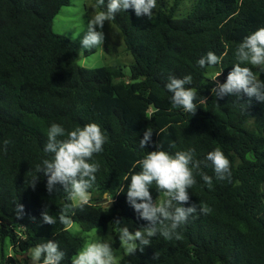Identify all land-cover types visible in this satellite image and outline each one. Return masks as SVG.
<instances>
[{
	"label": "trees",
	"instance_id": "obj_1",
	"mask_svg": "<svg viewBox=\"0 0 264 264\" xmlns=\"http://www.w3.org/2000/svg\"><path fill=\"white\" fill-rule=\"evenodd\" d=\"M71 1L0 0V240L8 238L14 252L5 256L2 250L0 264H27L26 252L47 240L58 242L62 264H71L84 239L59 222L65 205L70 223L85 231L112 223L117 246L124 218L146 227L127 201L124 177L157 145L170 153L193 148L200 161L219 148L232 178L217 181L201 163L189 204H202L207 214L190 216L178 238L153 237L119 264H264V103L246 95L221 99L211 91L237 62L234 51L243 38L264 27V0H193L183 16L176 15L181 0H174L157 7L151 19L131 8L118 13L112 22L133 57L127 80L120 67L82 66L77 42L53 30L54 18ZM209 51L221 63L202 69L197 61ZM212 68L221 72L219 82L207 76ZM252 71L264 80L258 67ZM188 74L199 107L193 116L172 108L164 87L170 76ZM53 122L67 130L94 122L107 137L104 151L94 156L100 169L83 208L72 207L60 185L49 193L47 178L36 172ZM147 128L152 140L141 150ZM200 173L212 177L211 188ZM150 192L153 200L163 198L155 185ZM45 210L57 218L55 225L43 222Z\"/></svg>",
	"mask_w": 264,
	"mask_h": 264
},
{
	"label": "clouds",
	"instance_id": "obj_2",
	"mask_svg": "<svg viewBox=\"0 0 264 264\" xmlns=\"http://www.w3.org/2000/svg\"><path fill=\"white\" fill-rule=\"evenodd\" d=\"M158 0H96L92 5V14L87 19L83 36L80 39L82 52L92 53L104 47L105 21H112L118 13L133 9L137 17L147 16L149 19L157 8ZM237 61L228 73L223 83H217L211 89L213 96L223 98L228 95L255 98L264 103V80L258 79L253 67L264 72V27L258 28L245 36L234 51ZM222 57L209 51L197 61L200 68L214 67L221 63ZM221 74L218 73L212 78ZM191 74L182 78L170 76L164 85L170 94L169 102L172 108L181 109L193 116L199 108L196 92L189 87L192 84ZM163 129H161V132ZM160 134V133H158ZM47 141L43 146V158L36 166L37 174L43 173L47 178L46 187L49 193L60 185L65 199L72 202V207L83 208L89 204V190L92 189L96 174L100 169L99 162L94 156L104 151L107 137L97 123H86L67 130L62 124L51 123L48 127ZM153 131L147 128L143 138L139 140V148L147 149L151 142ZM8 141H4L3 150H7ZM201 163L213 169L217 181H231L232 171L229 159L223 151L216 148L209 151L203 161L195 159V149L178 150L174 153L163 150L157 145V150L147 151L140 159L132 164L133 171L124 177L128 181L126 198L129 205L139 218L147 221V226L136 231L120 227L119 241L122 254L135 255L137 250L143 251L151 244L153 237L171 239L177 235V230L184 225L190 216L197 213L207 214L209 209L202 204L191 203L189 190L196 184L194 170ZM139 169L136 171V169ZM204 184L212 187V177L200 173ZM37 175L30 185L35 186ZM155 185L163 198L153 200L150 189ZM125 186L118 191L124 192ZM188 205V206H185ZM24 206L18 204L16 213L23 214ZM69 205L60 210L59 222L69 225L66 213ZM44 223L55 225L57 218L42 213ZM119 223V221H117ZM116 222V223H117ZM31 264H62L65 252L58 242L47 240L35 245L28 253ZM71 264H118V255L109 240L96 238L86 242L82 250L77 251L71 259Z\"/></svg>",
	"mask_w": 264,
	"mask_h": 264
},
{
	"label": "rangeland",
	"instance_id": "obj_3",
	"mask_svg": "<svg viewBox=\"0 0 264 264\" xmlns=\"http://www.w3.org/2000/svg\"><path fill=\"white\" fill-rule=\"evenodd\" d=\"M174 0H158L157 7L164 8L170 6ZM193 0H181L180 5L177 10V16L186 15L190 9ZM95 0H72L67 6H63L60 12L56 15L53 21V30L57 33L64 34L71 37L77 42V51L79 55V63L82 66L88 68H96L101 66H116L120 67L125 73V79L131 75L130 64L133 61L132 55L127 51L124 42L123 34L116 24L112 21H105L103 31L105 33V44L104 47L93 50L92 53L87 51L82 52L80 46V39L83 36V30L85 28L87 19L92 14V5ZM219 73L218 70L212 68L207 76L211 79ZM219 76L216 78V82H219ZM107 195H104L106 197ZM90 198V194H89ZM161 199V197H160ZM121 227H127L130 231H136L144 228L145 226L137 224L131 218H124ZM70 232L74 235L80 236L84 239V244L86 242H91L96 238H104L109 240L112 244L114 250H116L118 255V264L122 257V249L120 245H116V228L112 223H109L106 227L100 226L95 227L90 231L83 230L78 223H70L68 225ZM83 244V246H84ZM82 246V248H83ZM34 247V246H33ZM31 247L30 249H32ZM82 248L80 250H82ZM29 249V250H30ZM3 250L5 256L14 255L11 248V242L7 238L2 243L0 240V260L1 251ZM26 252V262L31 264V258Z\"/></svg>",
	"mask_w": 264,
	"mask_h": 264
},
{
	"label": "water",
	"instance_id": "obj_4",
	"mask_svg": "<svg viewBox=\"0 0 264 264\" xmlns=\"http://www.w3.org/2000/svg\"><path fill=\"white\" fill-rule=\"evenodd\" d=\"M154 109H156V107H154Z\"/></svg>",
	"mask_w": 264,
	"mask_h": 264
}]
</instances>
